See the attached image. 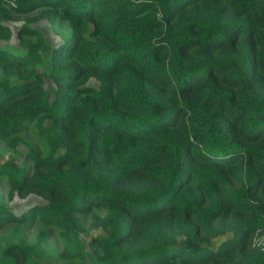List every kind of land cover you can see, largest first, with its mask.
Masks as SVG:
<instances>
[{
    "label": "trees",
    "instance_id": "trees-1",
    "mask_svg": "<svg viewBox=\"0 0 264 264\" xmlns=\"http://www.w3.org/2000/svg\"><path fill=\"white\" fill-rule=\"evenodd\" d=\"M7 8L28 16L0 46V136L29 124L48 152L0 164L45 200L0 205V264H264V0H0V41ZM36 219L61 250L25 241Z\"/></svg>",
    "mask_w": 264,
    "mask_h": 264
},
{
    "label": "rangeland",
    "instance_id": "rangeland-1",
    "mask_svg": "<svg viewBox=\"0 0 264 264\" xmlns=\"http://www.w3.org/2000/svg\"><path fill=\"white\" fill-rule=\"evenodd\" d=\"M7 11L10 18L8 20H4L3 23L11 30V38L8 41H0V46L21 50L22 46L17 36V30L28 15L15 13L9 8H7ZM33 27L40 30L44 34L46 42L51 48L59 45L63 40L70 36V29L66 22H60L54 26H51L47 21L43 20L33 23ZM44 54L48 56L49 51H45ZM90 83L96 85V82L93 80H91ZM45 86H52V83L46 80ZM20 136L24 139V143L18 146L16 149H13L9 146L8 139H4L0 136V164H3L7 161H14L19 166L24 165V157L28 153L30 148L38 150L41 155H45L48 152L46 144L41 138L37 136L36 131L31 125L28 124L25 127V131L22 132ZM24 167L28 171L32 169V165L29 163H26ZM44 204L45 200L35 194H30L25 198L18 195H13L12 197H10L8 178L6 176H0V205L7 207L14 214H21L29 207L36 205L42 206ZM81 220L85 226H88L90 217L84 216L81 217ZM15 227V225L3 226L0 229V239L5 238L9 234H11ZM20 230L27 243H32L35 240L37 233L40 230H43L46 233L44 245L47 249L59 251L64 246L57 228L45 227L39 219H36L28 224L26 223ZM100 234H102L100 230H92L90 236H82V240L85 242L87 250H91L93 247L91 239ZM223 238L224 236L214 239L213 244L217 245ZM181 243L182 239L179 240L178 244L180 245Z\"/></svg>",
    "mask_w": 264,
    "mask_h": 264
}]
</instances>
